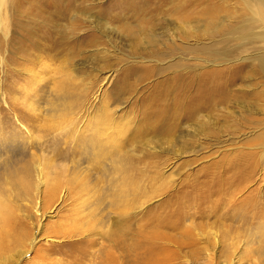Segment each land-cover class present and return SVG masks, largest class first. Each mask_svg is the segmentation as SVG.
I'll list each match as a JSON object with an SVG mask.
<instances>
[{"label": "rangeland", "instance_id": "1", "mask_svg": "<svg viewBox=\"0 0 264 264\" xmlns=\"http://www.w3.org/2000/svg\"><path fill=\"white\" fill-rule=\"evenodd\" d=\"M121 1L88 0L82 7L83 12L80 17L70 24L74 26L60 35L63 39L58 40L55 44L58 45L57 48L52 51L53 55L57 56L58 53L62 56L76 50L74 68H78V74L83 75L88 86L82 99L85 103L84 108L96 112V109L102 106L100 99L104 94H109L112 99L109 103L111 108L117 110L116 117L119 122L120 117L125 116L133 117L137 121L140 109L149 105L150 99H146V103L145 98L156 91L169 89L170 86L177 87L178 81L175 79L180 76L184 78L187 75L191 78L190 76L201 74L217 80L215 74H221L222 77L229 76L238 80L236 85L227 89L228 94H231L228 100L212 103L200 111L197 121L189 122L180 129L177 127L174 131H165L157 127L153 130H144L143 127H138L141 125H133L134 129L138 127L139 132L138 134L130 132L127 135L128 142L126 141L124 149L128 152L129 162L134 166L135 179L140 185L137 192L139 202L134 210L129 211L131 221L125 224V228L141 230L142 234L138 240L139 244L141 243L138 250L141 254L146 253L145 247L148 244L145 239L146 232L159 231L167 234L170 239L173 237L172 241L159 239L160 242L157 241L155 245L150 244L155 248L165 249V255L170 258L167 264H260L264 257H259L255 251L264 253L262 250L264 248H260L257 244L248 246V238L245 237L244 232L256 228L259 222L264 224V219L249 222L243 217H238L236 222H232L226 221L221 216L220 219L217 218L219 220L216 223V217H219L221 211L226 208L225 204L228 201L211 205L214 213L209 220L205 217L202 207L198 205L185 207L181 206L180 202L183 197H188L190 194H209L215 189L214 185L219 180L231 177L229 171L234 167H228V163L252 157L256 165L258 164L257 175L253 182L247 181V184L244 181L243 187L239 189L233 185H225V188L231 187L232 192L236 191L232 201L238 204L242 203L252 190L264 189V153L262 152L264 74L260 71L257 61L251 60V57L257 55L264 47L237 39L243 31L235 29L236 24L222 28L216 33H210L214 28L211 25H206L207 27L201 31L202 22L198 21L196 13H185L184 9L178 6L181 0H173L174 5L168 4L167 1L164 4L162 2L160 7L157 6L158 10L148 16L146 14L134 16L132 11L125 14V11L118 7ZM20 2L22 0H5L2 14L4 18L7 17L10 24L9 19H12L14 9L19 7ZM235 6L239 10L235 19H243L239 4ZM27 7L30 5L27 1H23V6L20 8L24 11ZM229 8L233 9L231 6ZM190 22L197 24L198 30L194 25L189 26ZM23 24L28 35L18 27L10 26L8 29L11 30L7 37L3 33L0 34V123L5 127L7 125L15 127L19 131L22 130L24 135H28L22 116L10 109L9 100L13 95L18 97L23 86L30 81L25 68H35L36 65L29 64V54L22 49H30L35 55L38 54L35 45L39 43H35L37 39L34 38L36 37L34 34L39 35L41 21H34V30H31V24L27 20H24ZM26 35L27 38L24 37ZM154 35L167 42L168 47L161 45L156 47L155 44L150 43ZM187 36L193 42L202 41L198 43L202 44L197 48L188 46L190 44L186 46L182 42H186ZM11 38H15L14 45L10 42ZM94 40H99L101 47L108 49V54L98 55ZM177 44L185 47H178ZM47 45L49 49V46L52 47L54 44ZM39 46L45 48L43 42ZM172 46L176 49L173 50ZM185 48L189 49L183 51L182 49ZM194 50L201 53H192ZM207 50L212 54L225 51L230 55L223 60L220 59L216 64L212 62H215L219 55L210 56L205 53ZM205 60L207 62H204ZM52 63V68H57L62 62L52 61ZM36 68L41 70L40 67ZM46 73L44 72L42 76L51 77ZM107 75L111 77L105 80ZM221 75L218 77L221 78ZM78 79L75 84L80 88L81 83ZM52 87L51 85V88L44 89L45 99L55 97V89ZM194 87L192 90L196 91L197 86ZM204 87L206 88L202 86L203 89H199L204 90ZM117 96L120 102L114 101ZM41 109L43 111L42 107ZM183 133L186 134L185 137ZM149 136L151 139L148 138ZM168 136L171 139L173 137L171 144H167L164 138ZM150 147H156V150ZM47 152L44 155L51 158L52 151ZM65 159V156L55 158V162L62 166L67 163ZM70 160L68 162H71ZM86 166L88 167V164L85 162L81 165V167ZM91 169V171H82L81 179L84 178L85 189L83 198L77 195L64 197L65 191H63L62 197H57L51 205L46 206L39 200L37 210L28 201L20 203L22 213L16 212L19 214L16 215L17 220L13 224L28 231L24 241L28 240V242L11 246V251L8 252L10 255L6 254L10 258L5 257L7 261L9 260L7 264H97L100 262L97 253L100 254L101 250L112 246L108 236L83 234L77 237L71 234L76 233L83 226L89 228L92 215H95L97 221H94L95 224L99 220L102 221L101 224L95 225L97 231H113L115 229L113 224L119 219L117 210L110 206L117 195L115 176L97 173L101 170V166ZM220 172L225 174L222 178L219 177ZM238 178L236 177V180ZM110 179L114 184H110ZM205 181L211 182L210 185L213 187L205 184ZM44 187L40 186V190ZM260 205H258L259 210L263 213L264 202ZM178 217L183 218L184 225L191 227L192 236L189 238L183 237L181 230L152 228L157 220ZM226 226L232 227L231 236L226 235L225 229H229ZM57 228H61V235L55 232ZM217 230L221 233L219 243L212 235ZM63 236H69L70 239L67 237L65 240ZM36 237L31 245V241ZM78 238H82L83 242L79 243ZM71 241H75L76 244H70ZM23 252L26 254L21 255ZM143 263L144 261H141L140 264Z\"/></svg>", "mask_w": 264, "mask_h": 264}, {"label": "bare ground", "instance_id": "2", "mask_svg": "<svg viewBox=\"0 0 264 264\" xmlns=\"http://www.w3.org/2000/svg\"><path fill=\"white\" fill-rule=\"evenodd\" d=\"M23 1H27L30 5L24 11L20 8L23 6ZM166 1L168 4L172 3L174 5L173 0H122L118 7L123 12L125 11V14L132 11L134 16L142 14L148 16L150 13L156 12L158 10L157 6L160 7V4L162 2L164 4ZM234 1L181 0L178 6L184 9L185 13H196L198 21L202 22L200 24V26H203L201 31L207 27L206 25L214 27L210 33H216L222 28L236 24L235 29L243 31L237 39L251 45L264 47V0ZM87 2L88 0H22L19 3V7L14 9L12 19H9L11 20L10 24L8 19H6L7 17L4 18L2 14L5 0H0V34L3 33L5 37L8 36L11 30L10 28L8 29V26L11 28L18 27L23 33L28 35L23 21L27 20L30 22L31 30H34V21H41L39 35L34 34L36 37L33 36L37 39L35 43H39L35 45V51H38V54L35 55L30 49H22L31 58L28 59L29 64L36 65L35 68H25L26 75L30 78V81L27 84L25 83L26 85L23 86L22 92L19 93L18 97L17 95H13L9 100L10 109L22 116V122L28 130V135H24L22 130L19 131L15 127L8 125L5 127L4 124L0 123V261L2 264H7L9 261L5 257L10 258L6 254L11 251V246L21 244L27 237L28 231L24 227L20 229L14 225L15 220H17L15 219L17 218L16 215L19 214H16V212L22 213V205L20 203L23 201L27 203L28 201L37 210L40 203L39 200L44 202L46 206L51 205L57 200V197H62L63 191H65L64 197L77 195L79 198H83L85 189L84 178L81 179L82 171H91V167L96 168L97 166H101V170L96 169L99 170L97 173H102L105 176L112 174L115 176L114 181L117 183V195L110 206H112V209L117 210L119 222L116 221L117 223L113 224L115 227L113 231H97L98 228L95 225L101 224L102 221L99 220L95 224L97 221H95V215H92L90 217L91 226L89 228L83 226L76 233L71 234H75L77 237L83 234H89L88 236H102V234L104 237L108 236L112 246L109 249L101 250L100 254L96 252L97 259H100V262L97 264H124V261H126L125 264H140L141 261H144L143 264H167L170 258L165 255V249L155 248V246L150 244L155 245L159 239L172 241L174 240L173 237L170 239L167 234L159 231L146 232L145 239L148 241L147 247H145L146 253L141 254L138 251L141 244L138 241L142 234L141 230L139 228L131 230L125 228V224L131 221L129 211L134 210V207L138 205L137 192L138 188H140L133 173L134 166L129 162L128 152L124 149L126 141L128 142L126 137L130 132L138 134V127H143L144 130H153L159 127L165 131H174L177 127L180 129L189 122H195L200 117L198 114L201 110L209 107L212 103L215 104L218 101L228 100L231 94H228L227 89L231 88L234 84L236 85L238 81L233 77H222L221 74H215L217 80L201 74L193 77L190 76L191 78L187 75L184 78L180 76L175 79L178 81L176 82V85L178 84L177 87L174 85L171 88L170 86L169 89L156 91L145 98L144 102L146 103V99H150L149 105L147 108L143 107L142 110L140 109L137 121L133 117L126 118L125 116L120 117L121 120L119 122L116 117L117 110L111 108L109 103L112 100L109 94L103 95L100 99L102 106L97 108L96 112L93 110V113L89 108H84L85 103L82 99L88 86L87 80L84 79L83 75L78 74V68H74L73 62L77 56L76 50H69L70 52L62 56L58 53L56 54L57 56L52 54V51L58 46L55 44L59 39H63V36L60 35L69 27L74 26V24L73 26H70V24L80 17L81 12H83L82 7ZM238 4L243 16L241 20L235 19L239 14V10L235 6ZM229 6L233 7V9H230ZM190 25H194L195 29L198 30L197 24L190 22ZM6 29L8 30L6 31ZM27 35L24 37L27 38ZM186 38V42H182L186 46L190 44L188 46L192 45L197 48L198 45L202 44H198L202 41L198 42L195 40L196 42H193L188 36ZM14 40L15 38L10 39L13 45L15 43ZM41 42H43L45 48L39 46ZM50 43L54 45H52L53 48L49 46L48 49L47 44L50 45ZM93 43L96 46L98 55L105 56L108 54V49L102 48L99 40H94ZM150 43L155 44L156 47L160 45L168 47V43L156 35L152 37ZM172 48L173 50L176 49L173 46ZM187 49L189 48L182 50L187 51ZM49 51L50 53H48ZM208 51H205V53L210 56H220V58L219 56L217 57L215 62H212L216 64L220 62V59L223 60L230 55V53L225 51H220L216 54L208 53ZM195 52L197 54L201 53L198 50L192 51V53ZM251 58L254 62L257 61L260 71L264 74V49ZM52 61H61V66L52 68ZM204 62H207V60ZM36 67H40L41 70H38ZM44 72H47L46 74L51 75V77L45 78L46 76H42ZM111 75H107L105 80L110 79ZM220 75L221 78L218 77ZM76 79L81 83L80 88L75 84ZM51 85L55 89L56 95L51 99H45L44 89L51 88ZM194 86H197L196 91L192 90ZM202 86H206V88L204 87V90H200L203 89ZM114 101L120 102L119 96ZM133 125L141 126L134 129ZM170 135L172 136L173 134ZM262 135H264V132ZM185 136L186 134L183 133V137ZM148 138L151 139L150 136ZM164 138L167 140V144H171L173 137L172 139L170 136ZM262 144V152L264 153V140ZM151 149L156 150V147H152ZM47 151H52L53 156H50L51 158L44 155ZM64 156L67 159H65L67 163L62 166L58 165L55 162V158H62ZM69 159H71V162H68ZM253 160L254 158L252 157L247 160L241 159L228 163V167H234V169L232 168L229 171L232 174L231 177L229 176V179L219 180L214 185L215 189L209 194H190L188 197H183L180 202L181 206L191 207L198 205L202 207L205 217L209 220L214 213L211 205L228 201L225 204L226 208L221 211L219 217H216V223L221 216L226 221L231 220L232 222H236L238 217H243L245 221L249 222L264 219V212H260V208L258 207V205L261 206L260 203L264 202V189H259V191L257 189L252 190L245 200L238 204L232 201L236 196V191L232 192L231 187L225 188V185H233L239 189L243 187L242 183L244 181L253 182L258 168V164L256 165V161ZM84 162L88 164V167H81ZM227 170L228 168L225 169V174ZM225 174L220 172L219 177L222 178ZM236 177H239L238 180H236ZM111 180L110 184H114L111 183ZM205 184L213 187V185H210L211 182L205 181ZM40 186L45 187L43 190H40ZM41 194L42 196H40ZM183 222L182 217L160 219L157 220L152 228L154 230L162 228H171L173 231L181 230L183 237L189 238L192 236L191 227L186 226V224L184 225ZM226 227L229 228L225 229L229 233H226V235L231 236L233 234L231 232L233 230L232 227ZM60 229L57 228L55 232L61 235ZM220 234L218 230L212 234L214 239L218 240V243L221 242V238L219 239L221 237ZM244 234L248 238V246L251 247V245L257 244L260 248H264V224L262 222H259L256 228L245 231ZM67 237L69 236H63L62 238L66 240ZM36 239L37 237L30 244L32 245ZM78 239L79 243L83 242L82 238ZM27 242L28 240L24 243ZM69 243L76 244L75 241ZM255 252L259 257H264L263 251L260 253L256 250ZM22 254L24 255L26 252ZM260 264H264V259H261Z\"/></svg>", "mask_w": 264, "mask_h": 264}]
</instances>
